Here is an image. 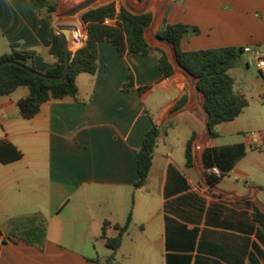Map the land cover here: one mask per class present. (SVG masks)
I'll list each match as a JSON object with an SVG mask.
<instances>
[{
  "label": "crops",
  "instance_id": "1",
  "mask_svg": "<svg viewBox=\"0 0 264 264\" xmlns=\"http://www.w3.org/2000/svg\"><path fill=\"white\" fill-rule=\"evenodd\" d=\"M46 1L61 7L70 0ZM162 16L197 29L181 40L183 51L264 46V0H169ZM52 18L55 33L58 25H76L72 17ZM11 45L34 51L40 73L55 65L46 8L0 0V55ZM97 53L95 74L77 76V100L47 101L26 120L16 104L26 87L0 97V140L22 152L17 161L0 162V264H264V232L251 217L254 201L264 204V134L252 132L264 120V85L205 144L245 148L213 190L185 166L187 140L204 130L200 112L172 113L181 97L187 105L196 100L189 78H163L156 54L121 56L107 41ZM152 125L160 134L146 182L136 188L137 154ZM129 213L120 247L108 249L103 223L114 237L113 225Z\"/></svg>",
  "mask_w": 264,
  "mask_h": 264
},
{
  "label": "trees",
  "instance_id": "2",
  "mask_svg": "<svg viewBox=\"0 0 264 264\" xmlns=\"http://www.w3.org/2000/svg\"><path fill=\"white\" fill-rule=\"evenodd\" d=\"M33 1L38 11L46 8L49 51L56 57L55 65L43 74L59 77L64 70L65 56L61 38L51 24L52 16L58 13L60 6L48 5L46 0ZM168 2L169 0H119V5L112 1L83 12L81 19L86 24L87 38L80 49L70 53L69 68L61 80H47L25 71L22 67L36 71L33 65L35 52L11 45L10 53L0 55V63L11 61L18 65H0V97L10 95L19 87H26L28 94L18 99L16 104L20 116L28 120L47 101L65 97L77 100V76L82 73L95 74L98 66L97 47L100 42H109L121 56L156 54L158 69L163 78L181 72L193 84L195 102L187 105L185 97H181L172 113L182 111L185 107L195 108L200 112L204 130L202 133H192L187 140L184 151L185 166L201 172L200 185L216 190L220 179L245 155L243 144L219 148L205 145L208 140L218 137V124L234 120L249 104L244 91L229 74L239 64L241 48L183 51L180 47L181 40L187 35L196 34L197 29L184 24L166 23L162 13ZM129 77L131 80V76ZM129 84L130 81L123 89L126 90ZM260 101L264 104V95L260 97ZM159 134L160 129L152 125L143 136L137 154L139 178L134 184L136 188L146 182ZM21 158L22 152L16 146L5 139L0 140L1 163L8 164ZM214 166L220 170V176L208 172ZM253 190L251 188L252 195ZM251 217L264 232V204L254 201ZM130 221L129 213L123 225H113L117 231L114 237L106 236L110 224L103 223L101 238L108 249L115 251L120 247Z\"/></svg>",
  "mask_w": 264,
  "mask_h": 264
},
{
  "label": "water",
  "instance_id": "3",
  "mask_svg": "<svg viewBox=\"0 0 264 264\" xmlns=\"http://www.w3.org/2000/svg\"><path fill=\"white\" fill-rule=\"evenodd\" d=\"M99 1L100 0H83L80 3L74 4L70 0V1H65L64 4H62L61 7L59 8L58 13L56 14L57 18L58 17H63V18L66 19V18H71L72 17L71 18L72 21L76 24V25H58L57 26V28H58L57 33H58V35L61 38L62 45H63V50H64V56H65L64 70H63V73L59 77L47 76V75H44L43 73H40L38 71H32V70H30V69H28L26 67H22V66L21 67L25 71H27V72H29V73H31L33 75H36L38 77L47 79V80L57 81V80L63 79L64 76L66 75L67 71H68V68H69L70 53H71L72 46H73V41L71 39V32L73 30H75L77 27H79L81 29L83 28V29L86 30V26L84 25L85 23L83 22V20L81 18L78 17V14L82 15V13L85 12L86 10H88V9L108 4V3H110V2H112L114 0H112V1L104 0L101 3ZM1 64H15V65H18L17 63H14V62H11V61H4L3 63H0V65ZM189 80H190V78H189ZM205 136H206V134L204 135V137Z\"/></svg>",
  "mask_w": 264,
  "mask_h": 264
},
{
  "label": "built area",
  "instance_id": "4",
  "mask_svg": "<svg viewBox=\"0 0 264 264\" xmlns=\"http://www.w3.org/2000/svg\"><path fill=\"white\" fill-rule=\"evenodd\" d=\"M87 38L86 30L77 27L71 32V39L73 41V46L71 52L74 53L76 50L80 49ZM247 55V58L239 59V64L245 65L246 67H251L254 65L255 68L261 70L264 69V46H246L241 48V56ZM208 172L220 176L221 172L217 167H211Z\"/></svg>",
  "mask_w": 264,
  "mask_h": 264
},
{
  "label": "rangeland",
  "instance_id": "5",
  "mask_svg": "<svg viewBox=\"0 0 264 264\" xmlns=\"http://www.w3.org/2000/svg\"><path fill=\"white\" fill-rule=\"evenodd\" d=\"M103 1L104 0H100L99 2L101 3ZM117 3L119 5V0H117ZM243 58H247V55H245ZM246 68H243V70H240V72H233V76L236 79L239 88L245 92L247 100H251L254 97V92L259 88V85H264V78H262L264 76H262L259 69H256L254 65L248 67V72L245 70ZM243 119V116H241L240 124L244 127ZM257 128L258 129L252 130L254 134H257L259 131L264 134V120L261 121L260 125H257ZM245 133L248 134L249 131H245L243 134ZM100 254H102V250H100Z\"/></svg>",
  "mask_w": 264,
  "mask_h": 264
}]
</instances>
